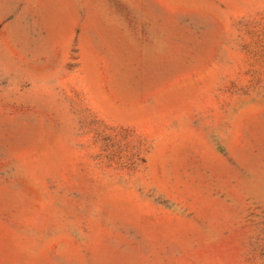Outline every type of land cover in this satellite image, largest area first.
Wrapping results in <instances>:
<instances>
[{
    "label": "rangeland",
    "instance_id": "rangeland-1",
    "mask_svg": "<svg viewBox=\"0 0 264 264\" xmlns=\"http://www.w3.org/2000/svg\"><path fill=\"white\" fill-rule=\"evenodd\" d=\"M0 264H264V0H0Z\"/></svg>",
    "mask_w": 264,
    "mask_h": 264
}]
</instances>
